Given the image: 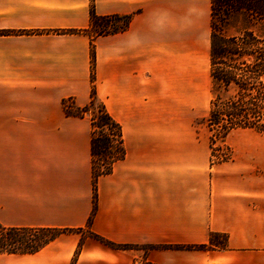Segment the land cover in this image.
Returning a JSON list of instances; mask_svg holds the SVG:
<instances>
[{
  "label": "crops",
  "instance_id": "1",
  "mask_svg": "<svg viewBox=\"0 0 264 264\" xmlns=\"http://www.w3.org/2000/svg\"><path fill=\"white\" fill-rule=\"evenodd\" d=\"M99 15H130L115 34L90 26L91 0H0V222L80 228L94 206L93 86L121 125L125 157L96 181L91 229L116 249L66 232L0 264H264V132L227 137L215 160L205 121L213 98L212 0H94ZM95 45V79L92 78ZM221 239V238H220ZM219 239V240H220Z\"/></svg>",
  "mask_w": 264,
  "mask_h": 264
},
{
  "label": "trees",
  "instance_id": "2",
  "mask_svg": "<svg viewBox=\"0 0 264 264\" xmlns=\"http://www.w3.org/2000/svg\"><path fill=\"white\" fill-rule=\"evenodd\" d=\"M235 14L245 16L246 25L233 34L228 33L231 17ZM131 21L130 15H99L95 2L91 0L90 26L86 29H67L61 33L90 32L94 36L115 34L126 30ZM256 24L259 30L253 29ZM93 72L95 79L96 50L92 44ZM210 72L213 79V98L209 115L205 121L214 146L220 139L226 142L229 134L239 128H254L264 132V0H212ZM98 102V113L93 111ZM73 111L68 101L65 111L69 116L83 117L91 112L94 176V206L87 225L80 228H24L7 227L0 222V253H32L66 232H82L116 249H207L225 245V235L212 233L208 244L200 245H134L112 242L91 229L97 209L96 181L110 173L113 164L125 157L126 149L121 125L111 116L105 104L99 101L93 86L91 102ZM98 128L102 130L98 133ZM220 148V147H219ZM228 155H221L218 161H225ZM48 229L56 232L36 245H31L22 236L23 231ZM218 236L221 239H218Z\"/></svg>",
  "mask_w": 264,
  "mask_h": 264
},
{
  "label": "rangeland",
  "instance_id": "3",
  "mask_svg": "<svg viewBox=\"0 0 264 264\" xmlns=\"http://www.w3.org/2000/svg\"><path fill=\"white\" fill-rule=\"evenodd\" d=\"M245 25H246L245 16L242 14H235L231 17V21H230V24L228 26V33L233 34L237 31V29L243 28V27H245ZM259 28H260L259 24H256L255 26H253V29H255V30H259ZM68 105L71 106L73 111L77 110L75 108L76 106H74L71 99H69ZM93 111H95V113H98V102L94 105ZM101 132H102V130L100 128H98V133H101ZM226 141H227V139H226ZM219 147H221V148L225 147L226 149L228 147L229 156H232V149L229 147L227 142H224V144H222V142L219 139L218 142H216L215 150ZM214 155H215V160L220 158V156H218L216 153ZM82 232H83V234L88 235V232L86 230H84ZM55 234H56L55 231L48 230V229H34V230H27V231L22 232V236L24 238H26V240L29 241L31 243V245H33V244L36 245V244L40 243L42 240H44L50 236H53ZM220 237H223V236H218V239H220ZM137 250H140L141 252H147L149 249L148 248H140Z\"/></svg>",
  "mask_w": 264,
  "mask_h": 264
},
{
  "label": "built area",
  "instance_id": "4",
  "mask_svg": "<svg viewBox=\"0 0 264 264\" xmlns=\"http://www.w3.org/2000/svg\"><path fill=\"white\" fill-rule=\"evenodd\" d=\"M218 156H221V155H228L229 156V149L227 147V149L225 147L221 148H217L216 152H215Z\"/></svg>",
  "mask_w": 264,
  "mask_h": 264
}]
</instances>
